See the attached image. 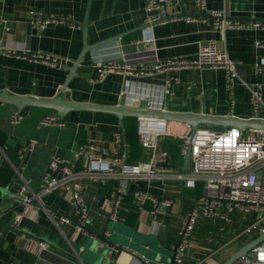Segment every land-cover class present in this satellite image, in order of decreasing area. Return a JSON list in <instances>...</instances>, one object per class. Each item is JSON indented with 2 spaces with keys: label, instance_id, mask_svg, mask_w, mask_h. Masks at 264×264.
<instances>
[{
  "label": "crops",
  "instance_id": "1",
  "mask_svg": "<svg viewBox=\"0 0 264 264\" xmlns=\"http://www.w3.org/2000/svg\"><path fill=\"white\" fill-rule=\"evenodd\" d=\"M145 4L146 0H0V94L43 100H52L59 95L67 80V68L76 64L83 51L81 25L87 20V44L102 45L84 56L77 75L65 90L67 101L103 107L123 104L132 110L140 109L141 103L145 102L150 106L148 111L155 113L168 111L211 118L233 117L264 124V106L255 114L251 103L253 91L264 84V69L259 74L255 72L256 63L264 57V47H256L257 41L264 43V31L229 30L222 36L211 25V13L214 12L246 23L262 22L264 0H207L205 17L173 18L153 27L145 24ZM168 6L171 12L179 5L171 0ZM184 7L189 14H200L194 0H184ZM30 11L48 17H65L69 22L50 24L41 31L31 26ZM71 21L75 28L70 26ZM210 42L217 43L221 50L227 51L231 60L238 63L237 69L244 84L241 81L234 84L233 106L225 73L221 70L191 69L156 78L129 79L140 90H134L126 97L121 96L127 80L124 75L112 73L103 82L96 81V64L122 63L125 59L144 62L194 58L198 45ZM23 48L56 57L66 65L64 68L52 67L10 52ZM172 77H178L179 82L171 85L172 94L164 99L160 90ZM258 90L264 102V86ZM16 111L19 110L14 105L0 103V189L4 190H0V264H169L178 244L182 221L200 193L183 191L174 180L151 183L131 180L129 194L121 200L117 221L110 219L109 201L122 180L109 179L105 185L100 179L81 181L92 231L101 234L109 221L107 236L111 245L102 244L95 236L78 234L75 212L62 191L44 195L40 203H32L19 228L13 229L15 213L25 211L24 204L17 198L24 182L33 191H38L50 159L53 156L71 158L91 135L102 149L109 152L107 159H111V153L117 147L115 134L121 130L126 155L124 165L128 168L147 163L151 157V151L141 145L138 119L125 118L121 123L113 114L73 111L59 118L66 123L64 129L41 127L40 121L49 115L57 116L56 112L28 106L20 111L25 116L22 123L14 126L10 119ZM168 122L172 133H181L187 128L186 124ZM208 128L223 130L227 127ZM31 140L38 141L35 151L20 160L19 152ZM157 152H167L173 172H180L184 159L181 141L177 137H162ZM78 167L84 168L80 162ZM136 190L147 191L160 200H173L175 205L163 208L165 214L154 218L151 201L146 202L142 212L136 207L133 197ZM64 218L72 223H64ZM253 219L249 215L245 220L240 212H235L231 215L232 222L227 225L219 219L201 220L194 234V248L184 264L227 263L239 249L234 252L223 249L221 251L226 252L217 259L222 241L231 245L234 236V243L241 248L260 238L256 232L241 234ZM215 231L219 237L214 236ZM29 240L43 242L49 249L34 254L26 249Z\"/></svg>",
  "mask_w": 264,
  "mask_h": 264
},
{
  "label": "built area",
  "instance_id": "2",
  "mask_svg": "<svg viewBox=\"0 0 264 264\" xmlns=\"http://www.w3.org/2000/svg\"><path fill=\"white\" fill-rule=\"evenodd\" d=\"M170 2L171 0H146V26L153 27L156 24L169 21L165 20L164 17ZM206 2L207 0H194L200 13L206 11ZM211 15L213 16L211 21L213 30L222 36H225L229 30L264 31V23L262 22L246 23L232 20L220 12H214ZM29 19L31 26L41 31H44L50 24L69 22L68 18L48 17L37 11H30ZM187 20L192 21L193 19L187 18ZM70 26L75 28L73 21H71ZM256 47L263 48L264 43L257 41ZM10 52L52 67L64 68L66 65L56 57L32 53L28 48ZM94 68L97 74V82H103L112 73H119L126 77L127 80L121 93L122 97L130 95L134 90H140L129 79L156 78L171 72L191 69L221 70L225 73L227 89L231 95V106H233V86L238 81L244 84L237 69L238 63L231 60L227 51L221 50L215 42L200 43L194 58H175L166 61L155 59L144 62L125 59L122 63H99L94 65ZM263 69L264 57L256 63L255 72L259 74ZM176 82H179L178 77H172L165 81L163 90H160L164 99L172 94L169 89ZM263 86L264 84L258 85L257 90L252 93L251 103L255 114H258L264 106L258 90ZM163 101H161V107ZM147 108H150V106L147 105ZM137 110H141V107ZM146 110L148 111V109ZM149 111L153 110L149 109ZM24 117L22 112L16 111L11 116L10 123L14 126L20 125ZM40 126L64 129L66 123L62 122L56 115H49L40 121ZM186 127L181 133H172L170 122L164 119H140L138 136L142 147L151 151V157L147 163H139L133 168L124 165L126 155L123 152L121 130L115 134L117 147L111 153V159H107L109 152L102 149L92 135L84 145H80L73 152L71 158L53 156L47 165L38 191H33L26 182L20 187L19 195L24 197L22 204H24L25 211L15 213L12 228H19L22 220L27 217L29 207L33 202L39 201L40 203L42 196L62 191L75 212V221L80 224V226L77 225L78 234L85 233L81 226L88 222L91 223L88 204L81 186V181L86 178L100 179L103 185L109 179L122 180L119 187L112 193L109 201L110 219L112 221L118 220L117 213L121 206V200L129 194V182L131 180L140 179L148 183L174 180L181 185L183 191L192 193L200 191L196 197L194 207L182 221L178 233V244L174 253V264H184L186 258L190 255L194 248V234L203 219H219L227 225L232 222L231 215L235 212H240L245 220L249 215H252L254 217L253 221L241 234L256 232L260 238H263L264 130L242 131L237 127L214 130L203 126L193 130L188 125ZM169 135L175 136L181 141V156L183 159L190 150L191 166L189 172L182 173L181 170L180 172H173L170 166L169 154L167 152H157L160 139ZM37 145L38 141H29L19 152L20 160H24L28 154L34 152ZM78 162L83 165V169L78 167ZM17 174L21 176L19 171H17ZM133 197L136 207L141 212L146 202L151 201L154 205L151 215L154 218H157L160 214H165V208L174 207L175 205L173 200H160L147 191L136 190ZM62 221L66 224L72 223L68 218H64ZM223 230L224 228L221 229L222 232ZM235 241L236 238H233L230 243ZM26 249L39 255L41 252L47 251L49 246L43 242L29 240ZM113 249L118 250L116 247ZM233 264H264V240L246 256L240 257Z\"/></svg>",
  "mask_w": 264,
  "mask_h": 264
},
{
  "label": "water",
  "instance_id": "3",
  "mask_svg": "<svg viewBox=\"0 0 264 264\" xmlns=\"http://www.w3.org/2000/svg\"><path fill=\"white\" fill-rule=\"evenodd\" d=\"M175 1L179 5L177 10H172L171 12H169L168 11L169 6H167V12L164 17L165 20H171L173 18H184V17H189V16H192V17L193 16H199V17L206 16L204 13L189 14L185 10L184 0H175ZM255 22H260V20H256ZM263 22L264 21H262V23ZM81 27L83 28V31H84V48L76 64L72 68H67V71H68L67 80L59 95H57L52 100H43V99H38L34 97H23V98L16 97V96L9 95L8 93H2L0 94V103H8V104L14 105L19 111H21L23 108L28 107V106L52 109L56 112L58 118L65 117L68 113L73 112V111H92V112L113 114L119 118L121 123L123 122L125 118H136L138 120L143 119V118L145 119L159 118V119H164L166 121H173L177 123L186 124L189 127H191V129L193 130L201 126H204V127L222 126V127H227V128L237 127L241 129L242 131H248L252 129L264 130V124L261 123L260 121H243V120H239L233 117L211 118V117L197 116V115H192V114H172L168 111H165L163 113H155V112L146 110L147 104L145 102L141 104V110H132V109L124 107L123 104L117 107H103V106H94V105H84V104H78V103L67 101L64 96L65 90L67 89L68 84L71 81V79L77 75V70L79 66L83 63L84 56L88 52H91L92 50L102 45L101 43H98L95 45L87 44V40H86L87 39V28H88L87 20L84 22L83 25H81ZM190 166H191V158H190V150H189L184 159L183 165L180 167L181 172L182 173L189 172ZM0 190L1 192H4V190L3 191L2 189ZM17 198L21 201L24 200V197H21V196H18ZM182 200H183V197H182ZM74 223L80 226L78 222L75 221ZM109 223L110 222L108 221V223L105 226L104 231L101 234H97L94 231H92V224L89 222L81 227L88 236L89 235L95 236L102 242V244L111 245L112 242L108 238L109 236H107V232L109 231L108 229ZM263 240H264V237L259 238L247 245L241 246L239 251L235 255H233V257L225 264L235 263L240 257L246 256L254 247H256ZM174 253H175V249L173 250V257L169 264H174Z\"/></svg>",
  "mask_w": 264,
  "mask_h": 264
},
{
  "label": "rangeland",
  "instance_id": "4",
  "mask_svg": "<svg viewBox=\"0 0 264 264\" xmlns=\"http://www.w3.org/2000/svg\"><path fill=\"white\" fill-rule=\"evenodd\" d=\"M133 119H136V118H133ZM217 235H218V237H219L220 234H218V231H217V232L215 231V232H214V236L216 237ZM233 238H235V237L232 236L231 239H233ZM223 242H224V241H222L221 245L219 246V251L217 252L218 254L216 253V254H217V259H218L221 255H223L224 252H226V251L234 252V251L240 249L239 246H238V243H237V244H235V243H231V245H230V244H228L227 242H224V245L227 243V244H226V247H224ZM227 245H229V246H227ZM223 249H226V251H221V250H223ZM222 253H223V254H222ZM169 263H170V261H169Z\"/></svg>",
  "mask_w": 264,
  "mask_h": 264
}]
</instances>
